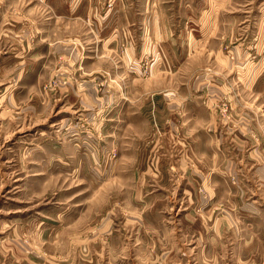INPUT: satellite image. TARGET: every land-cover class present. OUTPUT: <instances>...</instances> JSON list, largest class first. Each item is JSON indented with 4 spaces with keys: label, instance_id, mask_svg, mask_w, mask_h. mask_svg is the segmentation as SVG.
Returning a JSON list of instances; mask_svg holds the SVG:
<instances>
[{
    "label": "rangeland",
    "instance_id": "374dc122",
    "mask_svg": "<svg viewBox=\"0 0 264 264\" xmlns=\"http://www.w3.org/2000/svg\"><path fill=\"white\" fill-rule=\"evenodd\" d=\"M220 11L191 60L170 57V76L149 49L140 78L127 72L131 39L106 56L78 41L81 62L106 64L68 71L71 55L57 54L50 76L37 66L14 80L0 55V264H264V226H253L264 223V0H222ZM140 42L153 43L148 27ZM197 75L225 88L211 99ZM87 78L91 108L72 94ZM184 80L186 111L172 121L164 104L158 120L146 101ZM185 195L219 231L181 222Z\"/></svg>",
    "mask_w": 264,
    "mask_h": 264
},
{
    "label": "crops",
    "instance_id": "0c3cea01",
    "mask_svg": "<svg viewBox=\"0 0 264 264\" xmlns=\"http://www.w3.org/2000/svg\"><path fill=\"white\" fill-rule=\"evenodd\" d=\"M104 1L0 0V55L3 56V62H8L5 71H10L14 80H17L24 78L26 72L35 70L38 66V70L48 72L50 76L51 72H54L57 54L71 55L65 65V69L68 71H79L78 66L84 70L85 65L89 63L105 65L107 61L102 57L95 61L87 59V62L86 60L84 63L81 62L76 42L86 41L93 49L96 42L89 41L97 40V47L104 53L102 56H106L111 54L114 49L116 50L117 41L131 39L136 43H130L121 57L123 67L127 68V72L134 74V77L138 79L140 78L139 58L142 56L143 50L149 49L156 54L161 51L166 56V68L163 70L154 69V72H163L170 76V57L182 52L183 59L187 57L188 60H191L194 55V47L198 44L197 40L207 41L215 34L216 25L223 21L220 11L222 0H211L210 2H206V0H115L109 9L104 8ZM167 11L170 14V29L167 26L169 23L166 19ZM232 22L233 19H231ZM192 24L205 25L202 26L204 32H200L198 38L188 31V25ZM144 26L150 29V39L153 40V43L142 47L140 41L143 39ZM31 37L34 38L33 41H31ZM46 57L48 60L45 59ZM39 59L42 62H39ZM221 59L224 60L223 55ZM182 61L179 63L180 66L185 62ZM156 66L159 67L158 64ZM92 81L94 79L87 78L84 80V84L81 82L78 86L72 87V90L85 87L86 92L84 90L73 91L72 94L76 102L80 100L82 104L89 105L87 107H90L88 101H90V97H93V93L90 91V88H93ZM207 82L209 83H205L202 76L197 75L194 84L199 88H202L203 84H211V99L219 95L225 88L212 83V81L207 80ZM107 84L113 87L110 82ZM103 86L105 87L104 84ZM185 86H189V84L184 80L180 88L181 92L170 89L166 99L163 97L164 95L155 94L152 100L146 101L147 107L153 104L155 116L159 120L165 116L160 113V110L167 112L164 106L167 104L170 106V120L174 121L171 115L179 111L175 108H183L182 113L186 111L188 94L182 90ZM94 97L96 98V96ZM110 97L112 98V95ZM95 100L104 103V100ZM117 111L115 110V112ZM146 114L148 115V111ZM104 118L106 120L107 116ZM243 127H247V131H250L248 124ZM183 169L184 171L186 169L187 185L191 186L193 181L189 177L191 175V178L195 179L194 170H188L186 167ZM185 198L187 209L181 214L182 223H188V225L200 223L204 230H208L210 227L214 231H219L220 224L215 223L208 226L206 215L193 204L192 195H185ZM262 220L264 222V216ZM255 224L264 226V223L256 222L252 225L255 226Z\"/></svg>",
    "mask_w": 264,
    "mask_h": 264
},
{
    "label": "bare ground",
    "instance_id": "6f19581e",
    "mask_svg": "<svg viewBox=\"0 0 264 264\" xmlns=\"http://www.w3.org/2000/svg\"><path fill=\"white\" fill-rule=\"evenodd\" d=\"M62 125V124H61Z\"/></svg>",
    "mask_w": 264,
    "mask_h": 264
}]
</instances>
